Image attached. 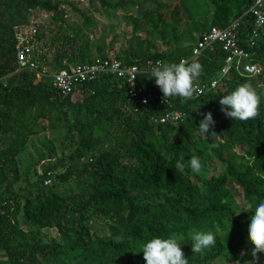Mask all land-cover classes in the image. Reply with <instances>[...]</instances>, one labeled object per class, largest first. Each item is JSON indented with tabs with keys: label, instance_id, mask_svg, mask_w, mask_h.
<instances>
[{
	"label": "trees",
	"instance_id": "trees-1",
	"mask_svg": "<svg viewBox=\"0 0 264 264\" xmlns=\"http://www.w3.org/2000/svg\"><path fill=\"white\" fill-rule=\"evenodd\" d=\"M95 1L112 13L135 10V16H126L131 44L112 58L122 65L179 63L211 29H223L244 16L237 34L246 54L241 66L255 65L261 72L245 76L232 66L218 77L227 54L214 44L189 63L203 65L196 83L204 86L216 79L215 87L183 103L179 98L161 102L163 94L148 72L137 79L142 95L155 99L146 105L127 100L123 81L109 73L62 97L47 74L37 73L48 55L54 73L109 59L86 33L95 24L69 0H0V264H48L67 250L75 252L72 264H146L141 245L171 236L178 239L188 264H264V252L254 261L247 240L250 217L264 201V28L254 38L255 18L246 13L255 0H208L209 8L200 15L190 9L195 0H184L187 15L171 13L168 18L160 0ZM65 4L80 14L81 26L64 22ZM33 12L52 17L47 42L33 59L36 70L20 67L15 41ZM182 20L186 26L179 34ZM141 23L157 29L167 47L154 50L140 38ZM38 31L33 38L41 41L44 34ZM246 82L260 94L259 115L246 122L226 118L219 100ZM75 94L80 99L73 102ZM208 112L215 120L210 132L217 135L201 136L197 126ZM172 113L179 114L176 121L161 122ZM45 132L55 137L41 143L47 154L37 153L31 170L36 180L30 183L28 173L19 170L18 157L31 138ZM181 153L186 161L198 156L202 173L177 171ZM212 164L220 168L208 177L209 169H216ZM63 166L66 170L60 172ZM22 181L26 187L15 192ZM50 230L63 244L44 241L43 233ZM193 231L215 233V246L192 253Z\"/></svg>",
	"mask_w": 264,
	"mask_h": 264
},
{
	"label": "clouds",
	"instance_id": "clouds-1",
	"mask_svg": "<svg viewBox=\"0 0 264 264\" xmlns=\"http://www.w3.org/2000/svg\"><path fill=\"white\" fill-rule=\"evenodd\" d=\"M202 73L203 65L197 61L158 62L151 68L149 79L154 78L155 86L162 92V102L167 104L170 99L179 98L183 103L200 95L201 90L196 81ZM259 103L260 94L248 82L238 85L230 94L222 96L219 100L220 111L225 117L241 122L255 119L259 115ZM214 125L212 113H205L197 126L200 135L208 133L217 135L215 132H210V128ZM174 168L181 173L185 168H190L193 173L201 174L203 165L198 156L192 155L186 161L184 154L181 153ZM253 212L254 215L250 217L251 223L248 226L247 240L252 245L253 260L258 261V254L264 252V201L259 202ZM190 238L192 253L203 254L205 249L214 247L217 242L216 235L212 231H193ZM140 252L143 253L146 264H188V259L176 236L154 237L141 245ZM247 264L252 262L247 261Z\"/></svg>",
	"mask_w": 264,
	"mask_h": 264
},
{
	"label": "rangeland",
	"instance_id": "rangeland-1",
	"mask_svg": "<svg viewBox=\"0 0 264 264\" xmlns=\"http://www.w3.org/2000/svg\"><path fill=\"white\" fill-rule=\"evenodd\" d=\"M194 0H187V3H192ZM119 2V0H110V3H116ZM184 0H160L161 5L163 6V9L161 10L164 17L168 18L171 13H177V16L179 17L187 15ZM69 3L72 4L75 8L78 10L84 12L87 14L92 21L93 24H95L94 28H91L86 31L88 34L89 40L91 43L95 44L97 48L101 49V52L103 51V55H105L107 58H115L117 54H122L125 49L129 47L131 44V32H132V26L127 22L126 16L129 14L134 15V12H126L117 10L115 13L105 11L100 8L97 1H92L90 3L88 0H69ZM209 8L208 0H195L193 4L190 6V9L193 11H197L195 14H203L207 9ZM61 9H63L64 17L63 20L68 25H71L73 27H79L81 26V17L80 14L75 12L71 6H68L67 4L62 5ZM191 11V12H193ZM135 16V15H134ZM184 18V17H183ZM52 22V17L49 14L46 13H40V12H33L30 14V17L28 18V25L21 29V31L17 34V36H33L34 32L33 30H36L38 28L39 33H43L44 37L41 39V41L34 40L35 42V57H38V54L41 51L42 44L47 42V34L48 30L50 28V24ZM186 20H182L178 26V33L181 34L184 30V23ZM142 30L139 32V37L142 39H146L150 47L154 50H163L167 46H165L163 40L161 39L157 29L154 31H150L149 27H144V25L141 23ZM52 27V26H51ZM181 45L186 44V38L183 35V39L181 40ZM93 52H98V50L93 49ZM96 56V55H94ZM51 61V55H48V58L46 60V64L42 66L43 70H45L47 73H54L51 72V68L49 67V62ZM80 99V94H75L71 97V101H75ZM59 133V132H58ZM55 134H52V132H45L44 134H40L37 137L31 138L29 140V144L27 147L23 150L21 155H19V170L22 175H26L28 173V182L32 183L33 180H36V177L33 174L32 167L37 160V153L38 154H47L45 149L41 146V143H44L46 141V138H53ZM55 148L57 149V152H61V147L59 141H55ZM42 166V165H41ZM67 166H63L59 168L60 172H65ZM216 169H209L208 177L215 173L217 170H219L220 166H214L213 164L210 165V168ZM40 169V166L37 167L38 172ZM31 172V173H30ZM31 174V175H30ZM23 177V176H22ZM23 180V179H22ZM25 180V179H24ZM69 184V183H68ZM27 182H20L15 187H13L15 192H18L19 190L26 187ZM69 185L61 184L60 188H68ZM73 186V182H71L70 187ZM21 223V222H20ZM22 224V223H21ZM43 239L46 243L49 242H57L58 244H63L61 237L57 234L55 230H50L43 233ZM67 250V249H65ZM73 257H75V252L71 250L65 251V253L59 257L57 261L50 262L48 264H72L73 263Z\"/></svg>",
	"mask_w": 264,
	"mask_h": 264
},
{
	"label": "built area",
	"instance_id": "built-area-1",
	"mask_svg": "<svg viewBox=\"0 0 264 264\" xmlns=\"http://www.w3.org/2000/svg\"><path fill=\"white\" fill-rule=\"evenodd\" d=\"M246 13H252L255 18V30L252 32L254 38L258 37L257 30L264 28V0H255L252 8ZM244 16L233 20L230 24L223 28H213L208 34L203 35L193 48L191 55L188 58L181 60L192 61L196 60L204 51H212L214 44H220L222 50L227 54L225 58V65L221 69L218 77L225 76L230 70V67L235 66L236 69L241 68V72L245 76H257L261 69L255 65H242L246 54L239 47L238 44V29ZM35 32V30H33ZM33 36H17L16 41V56L17 62L22 68L37 69L35 58V42ZM180 60V61H181ZM160 61L147 62L144 66L138 65H122L119 61L109 58L104 61L96 60L91 65H82L71 68L70 71L61 70L56 73H47L42 69V72L37 73V77L47 74L52 79V86L59 91L62 97L73 94L76 86L85 81H90L98 77L101 73H109L115 75L118 79L123 81L127 100H137L139 104L146 105L149 102H154L155 99L149 96H143L142 88L137 84V79L140 74L148 72L150 74L151 68ZM201 93L193 98L200 97L204 93L213 89L216 85V79L208 81L204 86L197 83ZM146 101V103H145ZM162 102V100H161ZM165 103V102H163ZM166 104V103H165ZM168 104V102H167ZM179 118L178 113L165 115L161 122L166 120L176 121ZM46 182L45 184H47ZM1 212V210H0ZM1 214V213H0Z\"/></svg>",
	"mask_w": 264,
	"mask_h": 264
}]
</instances>
